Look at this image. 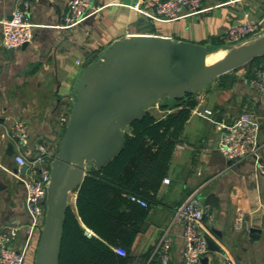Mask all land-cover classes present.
<instances>
[{"label": "crops", "instance_id": "obj_1", "mask_svg": "<svg viewBox=\"0 0 264 264\" xmlns=\"http://www.w3.org/2000/svg\"><path fill=\"white\" fill-rule=\"evenodd\" d=\"M225 1L201 0L196 13L157 20L143 13L153 9L145 0H92L91 15L65 26L68 0H0V229L6 225L18 228L12 247L21 249L30 230L24 188L13 174L17 171L15 143L6 132L21 121L26 129V139L20 142L25 158L34 157L43 148L44 163L52 161L84 68L101 59L113 42L141 34L156 35L202 44L207 58L211 52L237 45L225 39L231 24L246 21L264 27V0H245L235 8H228ZM22 4L29 6L32 38L23 46L7 49L1 44L2 22L9 19L14 6ZM260 37L264 35L256 32L239 44ZM262 63L264 59H258L250 69L239 66L189 93L195 106L177 134L157 189L145 198L148 208L128 250L126 264H151L147 261L149 252L167 227L169 264H181L182 226L171 223V218L191 191L196 192L204 210L200 230L219 248L207 250L202 257L206 259L204 264H221L223 254L231 258V264H264V175L255 171L251 158L230 161L218 147L221 126L248 112L258 123V143L264 158V92H256L249 84L253 72L264 69ZM179 104L163 96L153 101L148 112L161 119L180 108ZM194 109H207L210 114L198 116ZM130 126L122 131L131 134ZM85 168L72 191L74 201L70 207L89 236L94 233L77 215L76 194L84 176L99 169L92 165ZM165 178L167 181H163ZM239 211L249 222L247 230L232 227ZM251 228L255 231L250 232ZM32 231L24 264L34 263L41 228Z\"/></svg>", "mask_w": 264, "mask_h": 264}, {"label": "water", "instance_id": "obj_2", "mask_svg": "<svg viewBox=\"0 0 264 264\" xmlns=\"http://www.w3.org/2000/svg\"><path fill=\"white\" fill-rule=\"evenodd\" d=\"M259 56H264V37L207 64L202 44L141 34L113 42L101 59L88 64L50 162L44 223L33 264H58L61 224L70 206L68 192L78 184L85 166L100 169L121 151L122 129L140 120L154 100L182 99ZM205 240L207 250L219 251L211 238ZM205 261L200 259L202 264Z\"/></svg>", "mask_w": 264, "mask_h": 264}, {"label": "built area", "instance_id": "obj_3", "mask_svg": "<svg viewBox=\"0 0 264 264\" xmlns=\"http://www.w3.org/2000/svg\"><path fill=\"white\" fill-rule=\"evenodd\" d=\"M68 11L65 14V26H71L86 18L93 13L92 0H68ZM153 9L151 12L143 11L152 19L173 20L183 17L184 14L196 13L201 8V0H145ZM245 0H226L223 4L228 8L237 7V3ZM28 4L16 5L9 14V19L2 22L1 44L7 49H13L24 43L30 42L32 38L29 21ZM258 23L236 22L231 24L225 32V39L228 43L239 44L247 36L257 32ZM250 86L258 93L264 92V69L253 72L249 79ZM198 116L208 117L210 111L207 109H194ZM218 147L223 156L231 161H241L251 158L255 171L264 175V158L260 154L258 143L259 126L255 118L250 113H244L234 118L230 123L221 126ZM25 127L21 121H17L6 132L7 137L15 143L16 154L14 162L17 171L14 177L24 188V202L29 215L30 233L21 247L15 249L11 246L17 227L6 225L0 229V264H24L25 251L29 248L31 241L30 234L34 228H41L44 223L46 209L45 198L50 180V163H44L43 148L34 157L27 159L22 153L20 142L26 139ZM25 165L24 172H20V167ZM163 181H167L165 178ZM140 206H147V202L141 198L131 197ZM204 210L200 206L196 197V192L188 193L183 201L174 209L171 223H179L182 226L183 250L181 264H198L200 259L207 252L205 235L200 230L201 219ZM42 217V221H40ZM232 227L234 230L249 229V222L245 214L241 211L236 212ZM168 230H162L152 246L148 262L151 264H169L170 238ZM114 251L119 255H124V250L115 248ZM231 258L223 254L221 264H231Z\"/></svg>", "mask_w": 264, "mask_h": 264}, {"label": "trees", "instance_id": "obj_4", "mask_svg": "<svg viewBox=\"0 0 264 264\" xmlns=\"http://www.w3.org/2000/svg\"><path fill=\"white\" fill-rule=\"evenodd\" d=\"M258 59L264 56L244 65L250 69ZM177 102L180 108L161 119L147 111L134 121L131 134L124 133L121 151L102 169L84 176L75 207L81 222L94 235L85 233L69 206L61 224L58 264H126L128 250L148 208V204L140 206L131 197L145 200L155 192L177 134L196 103L190 94ZM120 247L124 255L114 251Z\"/></svg>", "mask_w": 264, "mask_h": 264}, {"label": "rangeland", "instance_id": "obj_5", "mask_svg": "<svg viewBox=\"0 0 264 264\" xmlns=\"http://www.w3.org/2000/svg\"><path fill=\"white\" fill-rule=\"evenodd\" d=\"M257 33L258 34H262L264 35V27H261L258 25V28H257ZM245 45V44H244ZM239 46H241L240 44H237L235 46H231V47H228V50H224V51H221V50H218V51H214V52H211V54L207 57V61H209L208 63L209 64H212V63H215L217 61H219L220 59H222L229 51L233 50V49H236L238 48ZM51 159V158H50ZM51 162V161H50ZM48 160H45V165L46 164H49L50 163ZM71 203V202H70ZM72 204V203H71Z\"/></svg>", "mask_w": 264, "mask_h": 264}, {"label": "bare ground", "instance_id": "obj_6", "mask_svg": "<svg viewBox=\"0 0 264 264\" xmlns=\"http://www.w3.org/2000/svg\"><path fill=\"white\" fill-rule=\"evenodd\" d=\"M206 61H207V58H206ZM208 62H209V61H207L206 63L209 64ZM72 184H73V182L71 181V182L69 183V186L72 185ZM73 201H74V194H73L72 191H69V192H68V199H67V202H68V204H69V202H72V203H73Z\"/></svg>", "mask_w": 264, "mask_h": 264}]
</instances>
